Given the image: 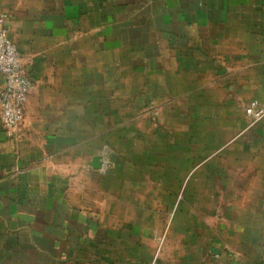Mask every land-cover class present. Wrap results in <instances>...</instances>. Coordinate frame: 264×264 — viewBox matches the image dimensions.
<instances>
[{
	"label": "crops",
	"instance_id": "crops-1",
	"mask_svg": "<svg viewBox=\"0 0 264 264\" xmlns=\"http://www.w3.org/2000/svg\"><path fill=\"white\" fill-rule=\"evenodd\" d=\"M0 26L32 83L13 138L0 119V264H255L206 216L224 184L234 199L264 186V120L249 128L244 111L264 102V0H0ZM142 101L154 113L128 110ZM142 116L210 153L181 178L162 170L173 159L129 156L180 146L112 142Z\"/></svg>",
	"mask_w": 264,
	"mask_h": 264
},
{
	"label": "rangeland",
	"instance_id": "rangeland-1",
	"mask_svg": "<svg viewBox=\"0 0 264 264\" xmlns=\"http://www.w3.org/2000/svg\"><path fill=\"white\" fill-rule=\"evenodd\" d=\"M126 89L127 92L134 91V88L132 87ZM144 89H146L147 92L144 93V96L142 97L143 100H145V95L149 94L148 90L151 91L150 88H144ZM127 105H128L127 106L128 110L130 112L136 111L137 113H139V108H140L143 109V113L145 115L149 114L150 112L154 113V101L151 104L150 103L144 104L142 101L139 102V104L136 103V104H127ZM124 122L127 123L124 124ZM119 123L120 126L117 127ZM166 124H167L166 117L164 119L160 118L159 120H155L154 118L145 119L143 118V116L141 119H136V120L132 119L128 121L122 119L121 122H118L116 125H112V135H111L112 142H115L117 144L118 143L120 144L122 142H128L140 146H146L147 144L154 142L166 144L170 141L177 142L178 140L180 142V146L177 147L178 149H176L175 151H167L166 153L160 151L154 153V151L152 152V150L151 151L144 150L139 152L135 151V154L130 151L128 155L140 160H144L146 156L154 157V154H158V158L161 159H170V160L173 159L172 163L175 166L173 167H171L170 165L164 166L162 170L163 172L167 171L169 175L176 176L175 178H177V176L181 178L183 172L189 169V166H185V167L182 166L184 163V161L182 162V160H190L189 165H192L193 162H197L199 159L204 158L210 152L204 151L199 153V152H190L184 150V146L181 145L182 142H185L182 136L163 135L164 133H166V129H165L167 126ZM154 126H156V128H159V131L163 133L159 135L157 138L156 135L152 133ZM136 127L137 128L140 127L144 131V133L142 135L132 134L133 130H136ZM126 128H128L126 130L127 133L125 135L121 134L123 130ZM151 154L153 155L151 156ZM172 155H174V157H172ZM190 155L192 156L189 157ZM182 158H186V159H182ZM188 163L189 162L187 161L186 164ZM165 164L167 165V163ZM213 165H215L214 161L210 163V165H208L207 171L213 170ZM202 174L203 171L201 170L200 173L197 174V176H200ZM229 185L227 186V184H224V187L226 186L223 192L224 198H222L221 201L216 200L217 205L220 203L222 206V214L218 213V208H216L217 212L215 211L210 212L206 216L208 228L211 229L210 230L211 234L213 236L215 235L214 237H216L217 240L219 239L221 240L222 244L224 245V249H228V251L234 253L238 258L243 256L254 257L256 260L255 262L256 264L257 260L259 258H262V256L264 255V186L260 182L249 184L248 188L249 189L251 188L250 189L251 192H249V194H246L244 192V194H246L248 197H245V195H243L240 198L234 199V198H229L227 196L231 192L228 191L230 188ZM149 186L150 184L144 183L142 185V190H146ZM204 186L207 189L208 195L215 191L214 183L208 182L207 184H204ZM135 188L140 189L141 187L135 186ZM242 193L243 191L240 194ZM182 195L183 193L181 194V197ZM185 198L186 195H184L183 199L185 200ZM150 201H151L150 199H145V201L143 202V207H147L149 205L147 202ZM214 201L215 200L208 198L207 199L208 207L210 206L213 207ZM179 217L180 214L177 218Z\"/></svg>",
	"mask_w": 264,
	"mask_h": 264
},
{
	"label": "built area",
	"instance_id": "built-area-1",
	"mask_svg": "<svg viewBox=\"0 0 264 264\" xmlns=\"http://www.w3.org/2000/svg\"><path fill=\"white\" fill-rule=\"evenodd\" d=\"M0 75L4 80L0 90V119L9 138H13L21 123L25 105L32 89V83L26 77L17 46L9 37L6 28L0 26ZM245 115L249 128L264 120V102L253 100L245 106Z\"/></svg>",
	"mask_w": 264,
	"mask_h": 264
},
{
	"label": "water",
	"instance_id": "water-1",
	"mask_svg": "<svg viewBox=\"0 0 264 264\" xmlns=\"http://www.w3.org/2000/svg\"><path fill=\"white\" fill-rule=\"evenodd\" d=\"M102 157L101 156H95L93 159H92V162H91V166L95 169V170H99L102 168ZM219 250H213V252L215 254L219 253L218 252Z\"/></svg>",
	"mask_w": 264,
	"mask_h": 264
}]
</instances>
